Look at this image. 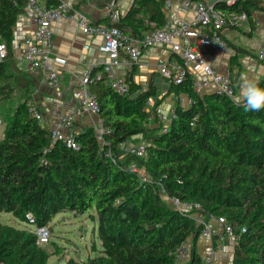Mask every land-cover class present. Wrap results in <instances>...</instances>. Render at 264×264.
Returning <instances> with one entry per match:
<instances>
[{
	"label": "trees",
	"instance_id": "trees-1",
	"mask_svg": "<svg viewBox=\"0 0 264 264\" xmlns=\"http://www.w3.org/2000/svg\"><path fill=\"white\" fill-rule=\"evenodd\" d=\"M163 2L137 0L139 6L133 5L114 24L141 36L164 24ZM215 6L246 9L251 22L254 11L264 10L258 2ZM23 11L25 0H0V41L8 48L0 69L7 64L17 67L13 27ZM128 81L135 96L118 94L104 77L93 81L99 117L107 131L101 143L93 128L83 129L78 150L54 140L29 116L25 102L12 111L0 137V212L44 226L61 211L83 214L95 209L99 254L81 262L70 259L67 264H206L196 248L201 227L192 212L168 203L163 188L170 196L199 203L207 220L222 217L233 226L237 236L233 264H264V109L245 111L235 99L217 92L199 95L189 75L169 90L186 93L193 102L185 108L177 105V118L164 128L159 122L150 125L144 110L145 100L157 96L154 85L142 91L132 77ZM259 83L264 87V78ZM235 87L238 91V84ZM165 98H157L156 105ZM136 135L147 142L146 157L129 154L120 159L116 147ZM132 160L152 181L128 168ZM188 239L190 260L179 263L177 251ZM47 260L35 230L0 221V264H46Z\"/></svg>",
	"mask_w": 264,
	"mask_h": 264
},
{
	"label": "built area",
	"instance_id": "built-area-1",
	"mask_svg": "<svg viewBox=\"0 0 264 264\" xmlns=\"http://www.w3.org/2000/svg\"><path fill=\"white\" fill-rule=\"evenodd\" d=\"M15 3L18 0H14ZM55 5H48L46 0H25V12L30 21L34 24L31 34L27 35L14 58L18 64L28 63L34 68L47 72L49 86L57 90L60 88V73L56 69V63L65 64L66 59L52 55V34L53 23L59 19H73L77 22L81 32L88 36H99L102 43L99 52L106 56L101 73L92 75L86 72L79 80L74 97L78 106L76 113L67 115L55 122L48 130L54 140H60L67 148L78 150L80 143L79 135L83 129L76 122V116L91 115L96 117L97 135H103L107 131L103 127V122L99 117L100 104L97 95L91 88V84L96 79L104 77L109 86L118 94L134 96L131 94V85L125 76L121 75L119 67L126 61L129 66L138 63L143 53L156 45H164L170 48L176 55L174 59H160L158 62L159 74L171 85L183 83L190 75L194 91L203 95L205 91L217 92L227 97L235 99L237 94L236 73L227 75L216 72L207 60V48H225L228 46L224 36L225 29H240L249 23L250 17L246 9L236 10L218 8L216 4H210L204 0H185L186 7H194L195 14L191 21L174 20L165 17V22L160 27L149 28L141 36H136L129 28H121L115 24L95 23L82 10L75 7L73 0H55ZM176 0H164V8L167 13ZM227 8L236 7L245 2H258L264 6V0H219ZM111 14L113 4L107 7ZM260 23L256 22L254 30L258 31ZM8 48L4 42L0 41V63L6 59ZM256 60L264 62V37L262 44L256 52ZM175 106L168 111L156 105L157 97H148L144 102V110L149 123H162L166 128L177 118L176 106L188 107L193 99L186 93L176 94ZM25 102L27 112L30 117L43 121V113L35 102L28 99ZM194 119L191 125H194ZM128 154L135 157L144 158L147 155V142L141 140L132 144L127 149ZM107 155H111L108 151ZM128 168L139 174L143 180L152 181L150 176L134 160L128 163ZM162 194L168 203L180 211H189L196 225L201 227L200 236L213 237L217 232L216 228L207 220L201 212L199 203L182 201L177 196H170L162 188ZM27 219L33 222V215L26 214ZM214 218V217H213ZM227 234H234L233 226L222 217H218ZM242 230H245L242 228ZM37 234V244L48 242L50 238L49 228L35 226ZM190 239L182 243L177 251L178 260H182L190 252ZM212 256H206L203 263L209 264Z\"/></svg>",
	"mask_w": 264,
	"mask_h": 264
},
{
	"label": "crops",
	"instance_id": "crops-1",
	"mask_svg": "<svg viewBox=\"0 0 264 264\" xmlns=\"http://www.w3.org/2000/svg\"><path fill=\"white\" fill-rule=\"evenodd\" d=\"M136 1L73 0V3L75 7L84 11L93 22L114 24L126 15L133 5L139 6ZM204 1L210 4L219 2V0ZM184 2L185 0H176L167 13L163 7L165 17L191 21L195 9L194 7H186ZM110 4H113L111 14L107 10ZM252 18V22L249 21L240 29H225L224 36L228 43L227 47L222 49L207 48V60L212 68L216 72L227 75L236 73L238 75L236 84H238L242 72L258 81L264 78V64L256 60V52L260 48L264 37V10L254 11ZM256 22L260 23L258 31L254 30ZM33 29L34 24L27 17L26 12L20 13L13 27V55L25 37L32 33ZM52 29V55L66 59L65 64L56 63L55 65L60 73L61 85L59 89L54 90L49 86L46 71L34 68L28 63L18 64L15 61L17 67H11L7 64L3 69H0V83H2V87H5L0 97L2 101L23 103L28 99L33 100L43 113L41 124L47 129L62 117L76 113L78 103L74 93L80 78L86 72H90L92 75L101 72L106 60V56L99 52V46L102 43L101 37L83 34L75 20L59 19L53 23ZM174 58H176V55L171 52L169 47L156 45L145 51L140 61L134 66H129L124 61L119 67V71L126 79L132 77L136 83L142 86V91L147 90L152 83L157 98L164 95L167 97L173 92L156 83L157 77L160 76L157 65L160 59ZM163 102L160 104L161 109H163ZM173 106H175V103L170 104L168 107ZM76 122L82 129L93 128L95 131L97 130L95 116H76ZM210 223L216 228L217 232L211 238L199 236L196 242L197 252L201 260L203 261L206 256H212L209 264H233L237 244L236 237L224 231L218 217L212 218ZM191 244L192 241H190V247ZM190 257V252H188L182 260H179V263L188 262Z\"/></svg>",
	"mask_w": 264,
	"mask_h": 264
},
{
	"label": "rangeland",
	"instance_id": "rangeland-1",
	"mask_svg": "<svg viewBox=\"0 0 264 264\" xmlns=\"http://www.w3.org/2000/svg\"><path fill=\"white\" fill-rule=\"evenodd\" d=\"M102 72V71H101ZM99 72V73H101ZM98 74V73H97ZM156 83L159 86L169 89V83L161 75L157 77ZM2 83H0V97L3 93ZM239 85V82H238ZM176 94L171 93L162 104L165 111L169 110V105L176 102ZM19 102L2 101L0 98V137L6 126V121L10 118L12 111L19 105ZM169 104V105H168ZM155 125V123H150ZM103 142L101 135H98ZM144 140L142 135L133 136L127 141L119 144L116 151L119 158L124 160L129 156L127 149L130 145ZM95 215V217L93 216ZM0 221L19 228H29L35 230V226L27 220L22 221L12 213L0 212ZM50 230L48 242L38 244L48 255L46 264H67L70 259L77 262L87 260L90 256L99 254L102 245L97 234V217L95 209H91L83 214L71 211H61L46 225Z\"/></svg>",
	"mask_w": 264,
	"mask_h": 264
},
{
	"label": "clouds",
	"instance_id": "clouds-1",
	"mask_svg": "<svg viewBox=\"0 0 264 264\" xmlns=\"http://www.w3.org/2000/svg\"><path fill=\"white\" fill-rule=\"evenodd\" d=\"M238 89L234 102L242 104L245 111L258 112L264 109V87L260 86L258 80L242 72L239 76Z\"/></svg>",
	"mask_w": 264,
	"mask_h": 264
}]
</instances>
